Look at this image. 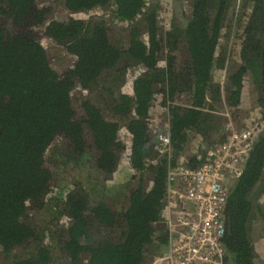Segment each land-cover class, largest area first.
<instances>
[{
  "label": "trees",
  "instance_id": "trees-1",
  "mask_svg": "<svg viewBox=\"0 0 264 264\" xmlns=\"http://www.w3.org/2000/svg\"><path fill=\"white\" fill-rule=\"evenodd\" d=\"M63 6L70 16L60 21L39 0H0V264H151L167 241L156 224L165 217L168 168L191 135L203 149L212 144L209 131L224 119L212 101L245 110L252 85L264 119V0H189L185 25L171 19L162 30L158 5L146 0ZM96 8L103 14L74 16ZM43 40L74 55L73 65L57 73ZM229 57L237 68L220 85ZM153 83L162 84L164 103L188 97L169 108L168 156L157 157L149 133ZM204 156L186 162L195 167ZM50 166L89 179L103 195L92 201L75 180L54 186ZM259 196L264 129L228 187L226 264H255V245L264 250ZM257 218L263 230L254 233Z\"/></svg>",
  "mask_w": 264,
  "mask_h": 264
},
{
  "label": "built area",
  "instance_id": "built-area-1",
  "mask_svg": "<svg viewBox=\"0 0 264 264\" xmlns=\"http://www.w3.org/2000/svg\"><path fill=\"white\" fill-rule=\"evenodd\" d=\"M226 75L227 70L225 81ZM178 99L167 100L162 106L165 116L150 120L157 157L171 154L169 108L183 106ZM263 129V118L239 130L231 125L219 142L212 137L215 144L204 149L200 145L194 152L197 158L205 155L199 165L190 166L181 156L168 168L162 209L167 241L151 264H226L223 209L228 187L242 174L246 156Z\"/></svg>",
  "mask_w": 264,
  "mask_h": 264
},
{
  "label": "rangeland",
  "instance_id": "rangeland-1",
  "mask_svg": "<svg viewBox=\"0 0 264 264\" xmlns=\"http://www.w3.org/2000/svg\"><path fill=\"white\" fill-rule=\"evenodd\" d=\"M39 4L40 6L51 7L49 19H56V20L64 21V20H67L68 17L70 16V14L66 11V9L63 6V0H39ZM164 5L166 7H163ZM161 6H162V9H161ZM98 14H103V13L100 9L96 8V9H93L87 12H79L78 14L74 16L80 17V18H86L90 15H98ZM189 14H190L189 0H162V5L158 4V8L156 10L157 23L161 30L164 29V26L168 22L170 23L171 19L174 22L176 21L178 26L183 27L189 17ZM105 18L108 20V23L111 24L112 27L118 28L119 23L110 22L107 15H105ZM219 40L221 42V45L226 46L227 48H228V45L231 44V39L229 41V37L226 35L225 32H221ZM42 44L47 50V53L50 57L52 68L57 73L62 74L64 70H66L67 68H70L73 65L76 57L70 54L69 52H67V50L64 47L58 44H55L50 40H43ZM174 54L176 55L175 65L177 66V64L179 63L178 61H180L182 57L181 56L182 54H180L179 51H174ZM160 60L162 63H159V64L163 65L165 63L163 57ZM237 64L238 63L235 60H232L230 57L229 59L227 58L225 59L223 66L219 68L221 69V72H222L219 77L220 85H223L225 83V78L223 77V75L225 74L226 70L231 69V71H233L234 69L237 68L236 67ZM138 70H139V67L136 66L134 69H131L129 71V75L135 74V72H137ZM156 84L157 86H154L153 91L159 92V96L157 97L158 99L156 100L154 104V108L150 115V118H152V116H157L158 118L159 116L160 117L165 116V112L162 109V106L164 104L163 98H162L163 97L162 84L160 83H156ZM247 90L249 92L250 106L245 110L238 109L237 111L234 112L231 108L230 110H228L223 101L222 102L212 101V104L215 106L214 109H216L220 114H222L224 119L221 118L222 123H217L216 126H214L209 131L211 136H209L208 139L210 141H212L211 139L212 137H216V140L219 142L221 140V137L222 136L224 137L225 134L227 133L226 129L230 127L231 125L234 129L239 130L263 118L261 111L257 107V104H256L255 88L252 85H249ZM247 96H248V93H247ZM187 99L188 97L187 95H185V96H182V98H179L178 100L184 106L188 103ZM208 100H211L210 95L208 97ZM159 122H160V119L158 120L157 123ZM153 129H154V124L151 121L149 133L151 134L152 138H154ZM216 142H213V144H215ZM196 151L197 152L200 151V146H198L197 136L191 135L189 142L186 144L184 151L182 152L180 157L182 156L184 158H187V156L194 154V152ZM49 168L51 169V172L54 177V180L52 181L54 186H61V187L66 186L71 182V180H75L76 182L80 183V187L86 190V192L89 194L92 201L99 199L103 195L101 191L98 189V187L89 179L83 176L81 177L77 176V177L71 178L70 176L66 175L65 169L62 168L61 166L59 167L50 166ZM72 172L77 174L78 170H74ZM261 202L263 203L264 200L260 198L259 196L258 199H256V204L261 203ZM34 217H35L36 223H39V219L37 218V216L34 215ZM259 219L260 218H257L255 220V223L253 224L254 233L258 232V230L260 232L263 230V226L261 225V221ZM255 251H256L255 252V264H264V250L261 249L258 245H255Z\"/></svg>",
  "mask_w": 264,
  "mask_h": 264
},
{
  "label": "water",
  "instance_id": "water-1",
  "mask_svg": "<svg viewBox=\"0 0 264 264\" xmlns=\"http://www.w3.org/2000/svg\"><path fill=\"white\" fill-rule=\"evenodd\" d=\"M150 1L155 3V4L157 3V0H150ZM154 86H157V84L156 83L153 84V90H154ZM209 95H210V93H208V97H209ZM156 225H157V227L165 228V223L163 221L158 222Z\"/></svg>",
  "mask_w": 264,
  "mask_h": 264
},
{
  "label": "flooded vegetation",
  "instance_id": "flooded-vegetation-1",
  "mask_svg": "<svg viewBox=\"0 0 264 264\" xmlns=\"http://www.w3.org/2000/svg\"><path fill=\"white\" fill-rule=\"evenodd\" d=\"M150 3H153V2L150 1ZM156 4H157V3H156ZM157 5H158V4H157ZM233 182H234V181H233ZM257 238H258V237H257Z\"/></svg>",
  "mask_w": 264,
  "mask_h": 264
}]
</instances>
